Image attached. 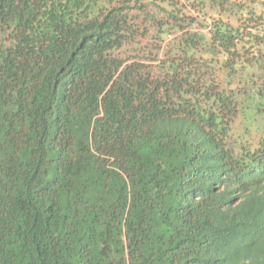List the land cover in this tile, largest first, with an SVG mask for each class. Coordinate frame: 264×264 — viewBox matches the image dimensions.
<instances>
[{
  "label": "trees",
  "instance_id": "trees-1",
  "mask_svg": "<svg viewBox=\"0 0 264 264\" xmlns=\"http://www.w3.org/2000/svg\"><path fill=\"white\" fill-rule=\"evenodd\" d=\"M0 264H264V0H0Z\"/></svg>",
  "mask_w": 264,
  "mask_h": 264
},
{
  "label": "rangeland",
  "instance_id": "rangeland-1",
  "mask_svg": "<svg viewBox=\"0 0 264 264\" xmlns=\"http://www.w3.org/2000/svg\"><path fill=\"white\" fill-rule=\"evenodd\" d=\"M181 2L184 1V0H180Z\"/></svg>",
  "mask_w": 264,
  "mask_h": 264
}]
</instances>
